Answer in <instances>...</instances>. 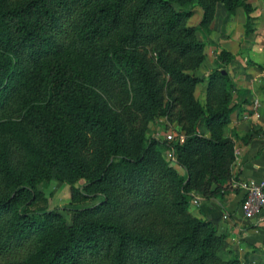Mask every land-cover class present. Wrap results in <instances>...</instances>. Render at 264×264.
Returning a JSON list of instances; mask_svg holds the SVG:
<instances>
[{"label": "trees", "instance_id": "obj_1", "mask_svg": "<svg viewBox=\"0 0 264 264\" xmlns=\"http://www.w3.org/2000/svg\"><path fill=\"white\" fill-rule=\"evenodd\" d=\"M186 2L202 25L218 4L241 7L252 30L246 0H0V264H239L219 254L227 235L189 211L194 190L229 186L234 142L146 139L136 126L164 101L178 122L219 133L230 121L234 55L217 54L203 107L193 92L205 78L185 72L205 57ZM111 94L126 99L121 113ZM52 177L69 182L70 205L50 208L38 190Z\"/></svg>", "mask_w": 264, "mask_h": 264}, {"label": "crops", "instance_id": "obj_2", "mask_svg": "<svg viewBox=\"0 0 264 264\" xmlns=\"http://www.w3.org/2000/svg\"><path fill=\"white\" fill-rule=\"evenodd\" d=\"M259 2H251L254 24L248 35L241 32L236 40L221 39L216 48L210 49L207 44L205 50L208 69L215 68L222 49L234 55L225 69L233 83L230 106L234 110L224 134L234 142L232 170L242 181L264 175V6ZM195 11L198 17L199 11ZM242 197L240 190L202 199L198 208L190 207V212L212 220L219 232L227 233V248L231 251L226 257L237 256L239 264H264V208L256 217L246 219L240 210ZM223 214L228 215L227 220L222 219Z\"/></svg>", "mask_w": 264, "mask_h": 264}, {"label": "rangeland", "instance_id": "obj_3", "mask_svg": "<svg viewBox=\"0 0 264 264\" xmlns=\"http://www.w3.org/2000/svg\"><path fill=\"white\" fill-rule=\"evenodd\" d=\"M246 1L251 4V2L254 0H250V1L246 0ZM259 1H260L259 6H264V0L263 2H261V0ZM182 8L186 10L187 9L193 10L192 15L187 19V26L194 27L196 39L204 42V55H205L204 60L200 63V65L197 68L187 69L185 70V72L191 75H195L197 77L205 78L204 82L196 84L193 95H194L195 100H197L203 107H206L208 103L207 92H206L207 77L209 73L212 71V69H208L206 67V64L204 63L205 58H206L205 50H206L207 44H209L210 49L216 48L219 45V40L221 39L236 40L238 38V34L241 32H242V35H246L244 33L245 14L241 7H237L233 14H228L226 12V9L221 4H218L216 6L215 15H214L213 20L210 23H205L202 25L201 24L202 10L196 2H186V4H184ZM195 10L199 11L200 13L198 17L196 16ZM241 13L244 16H241L242 15ZM253 24H254V20L250 24L251 28ZM214 33L219 34L216 36L217 38L215 37L216 34L214 35ZM210 39L212 41H210ZM62 59L71 65L78 66V70H79V61L72 58L69 54L63 55ZM108 97H109V100L107 102V105L109 107V111L121 113L122 111H120L121 110L120 104L122 101H125L126 99L121 96H116L115 94L114 95L111 94ZM177 117H178L177 111L168 109L166 107V102L164 101L161 107L152 116V118L148 117L146 122H144V120L139 118L138 123L136 122V126L139 127L142 131H144L143 137H145L146 139L148 137L165 139V134L170 131H173L176 134L177 133L184 134L185 138L191 137L193 135H201V136L209 137L211 134L212 136L214 135L217 136L218 134H221V136L226 137L224 134L225 126L222 127V129L220 128V132L218 133L212 130L207 125H205L202 122V119L191 121L190 117H186L183 119V121L178 122ZM143 123H145L144 126H142ZM171 142L177 143L175 141H171ZM161 151L163 153L164 158L167 161H169L170 156L168 155V151L165 149H162ZM175 157H176L175 154H173L172 159L174 160ZM175 167L180 173H183L182 168H180L177 165ZM232 167L233 166L231 164L230 172H231L232 178L228 182L229 186L221 190L220 193L217 194L218 195L217 197H222L232 191L240 192L238 188L232 186V183L234 181L239 180V179L238 180L235 179V174H234L235 172L233 173ZM213 187L214 186L212 185V188ZM37 188L40 192H42L45 196H47L48 205L50 208L52 207L61 208L66 205H70V201L72 199L70 196L69 182L67 180H61V179L59 180V179H56L55 177L48 178V179L47 178L41 179L37 183ZM202 199H206L204 194L198 190H194L192 192V196L189 199V211H190V207H191V210H193V208L195 209L198 208ZM193 200H196L198 202V206H194V204L192 203ZM96 201L97 199L95 200L89 199V200H86V202L84 203L80 201L79 204L91 205ZM61 213L63 217L66 219V221L70 223L71 215L65 212L63 209L61 210ZM216 229H217V233H223L227 235L226 232H219L217 226H216ZM227 247H228V244H227V238H226L225 245L219 251V254L222 257H226V254L228 253V251H231Z\"/></svg>", "mask_w": 264, "mask_h": 264}, {"label": "built area", "instance_id": "obj_4", "mask_svg": "<svg viewBox=\"0 0 264 264\" xmlns=\"http://www.w3.org/2000/svg\"><path fill=\"white\" fill-rule=\"evenodd\" d=\"M165 140L175 141L177 143H183L185 141L184 134L174 133L173 131L165 134ZM170 158L172 157L171 150H167ZM233 187L238 188L243 192V199L240 203V210L243 217L246 219H252L256 217L264 208V175L258 179L248 178L246 180H238L232 183ZM194 206H198V202L193 200ZM222 219L227 220L228 215L223 214Z\"/></svg>", "mask_w": 264, "mask_h": 264}]
</instances>
